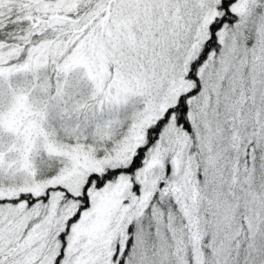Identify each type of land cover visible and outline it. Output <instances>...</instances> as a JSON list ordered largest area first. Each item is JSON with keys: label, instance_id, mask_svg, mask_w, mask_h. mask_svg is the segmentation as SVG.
<instances>
[{"label": "snow or ice", "instance_id": "1", "mask_svg": "<svg viewBox=\"0 0 264 264\" xmlns=\"http://www.w3.org/2000/svg\"><path fill=\"white\" fill-rule=\"evenodd\" d=\"M0 264H264V0H0Z\"/></svg>", "mask_w": 264, "mask_h": 264}]
</instances>
